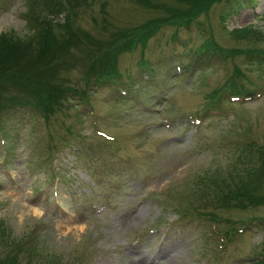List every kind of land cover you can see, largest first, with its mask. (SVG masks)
Returning <instances> with one entry per match:
<instances>
[{"label":"rangeland","instance_id":"rangeland-1","mask_svg":"<svg viewBox=\"0 0 264 264\" xmlns=\"http://www.w3.org/2000/svg\"><path fill=\"white\" fill-rule=\"evenodd\" d=\"M24 2L0 0V36L33 37ZM86 7L66 40L55 24L64 15L39 12L61 50L34 44L14 75L0 65V90L17 99L29 96L26 77L47 98L81 93L84 65L101 48L119 73L48 121L25 108L0 114V264H259L264 184L252 191L261 204L245 210L222 208L221 195L237 185L228 175L256 172L249 145H264V0L214 3L128 50L121 34L158 9L136 0ZM230 78L251 97L207 105ZM218 172L226 180L214 184ZM200 202L216 222L198 214Z\"/></svg>","mask_w":264,"mask_h":264},{"label":"trees","instance_id":"trees-1","mask_svg":"<svg viewBox=\"0 0 264 264\" xmlns=\"http://www.w3.org/2000/svg\"><path fill=\"white\" fill-rule=\"evenodd\" d=\"M97 0H26L25 3V16L28 19L31 30H33L32 38H21L17 35H1L0 36V65L6 64V69L3 73L8 75H14L15 71L13 66L20 60L26 59L32 55V47L34 44H37L41 47V50L44 48L53 49L52 53H56L60 48L55 47L54 37L50 29L51 20L48 18H41L37 14L39 12L49 13V14H63L64 19L61 23L56 22L55 24L59 25L65 29L67 35L62 37V40H66L70 37H73L76 32L72 34V25L71 22H74V18L78 15L81 7L87 8L86 5L92 4ZM139 4L144 6L146 9L149 7L152 8L155 12L158 9L156 15L147 20L141 26L135 29L131 34L123 33L125 35V40L122 44V47H125L126 50L131 49L138 43L141 48L145 46L148 39L151 38L159 29L164 27H175V26H185L192 22L190 18L197 17L200 13H205L211 5L214 3H219L222 1L229 0H183L187 1L188 5L186 7L187 11L181 9H175L172 6L175 1L182 0H155L156 4H152V0H136ZM172 2V3H171ZM101 11L104 12V3L101 4ZM73 19V20H71ZM104 25H108L107 22H104ZM69 29L70 32H69ZM250 32H248L249 34ZM258 33L254 32L253 36L256 37ZM74 38V37H73ZM135 43V45H134ZM215 51L223 49H217ZM105 48H101L100 52L95 56L93 61L88 63L86 67L84 65V78L82 80L84 91L78 93L74 88L69 87L64 93L51 94L50 98H47L48 94L44 89H42L41 84L33 82L30 77H26L24 80L25 86L21 88V91L29 96L17 99V98H6L4 93L0 90V114L10 112L11 109H30L34 113L42 116L44 120H49L51 116L63 109H67L71 106L72 99L76 95H80L81 98L87 100L86 91H89L91 88L96 86H103L108 81L115 80L118 76V70L114 67V54H108L105 51ZM226 52V51H224ZM234 52V51H233ZM227 53V52H226ZM229 56L232 53H227ZM55 56H57L55 54ZM111 57V58H110ZM48 61L49 58H45ZM29 89L28 91H26ZM252 92L243 90L242 88L236 86L232 82V78L226 81L221 87L213 90L209 95H207V105H213L219 103L223 100L225 94L235 95V97L240 98H250ZM8 102H7V101ZM251 150L255 151L257 156L254 161L257 160L256 172L249 170H242L240 172L235 171V176L228 175V178L236 182V186L232 189H228L225 194L221 195V201L223 205L221 206L224 209L239 208L245 210L248 207L258 206L259 199L258 196H255L252 191L254 189H259V186L264 184V145H249ZM237 164L234 163L233 167L237 169ZM243 168V167H242ZM216 173V178H214V184H218L216 181L221 180L222 182L226 179H222L223 176L221 172ZM240 173V174H239ZM242 176V177H241ZM201 176L200 179H202ZM240 179L242 181H240ZM218 186V185H217ZM247 186V187H246ZM264 200V198H261ZM206 205L200 202V206L196 204L195 210H202L203 212H198L199 215H210L211 220L216 222L214 218V213H209L205 210ZM220 208V207H216ZM229 232H226V235H229ZM259 264H264V256L257 261Z\"/></svg>","mask_w":264,"mask_h":264},{"label":"bare ground","instance_id":"bare-ground-1","mask_svg":"<svg viewBox=\"0 0 264 264\" xmlns=\"http://www.w3.org/2000/svg\"><path fill=\"white\" fill-rule=\"evenodd\" d=\"M138 215V214H137ZM136 218H137V216H136ZM168 260V259H167ZM166 263H168V261L166 262Z\"/></svg>","mask_w":264,"mask_h":264}]
</instances>
